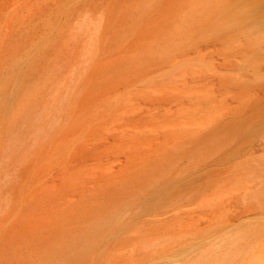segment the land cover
I'll use <instances>...</instances> for the list:
<instances>
[{"label": "rangeland", "instance_id": "374dc122", "mask_svg": "<svg viewBox=\"0 0 264 264\" xmlns=\"http://www.w3.org/2000/svg\"><path fill=\"white\" fill-rule=\"evenodd\" d=\"M260 15L0 0V264H175L180 227L262 221L264 80L237 37Z\"/></svg>", "mask_w": 264, "mask_h": 264}, {"label": "bare ground", "instance_id": "6f19581e", "mask_svg": "<svg viewBox=\"0 0 264 264\" xmlns=\"http://www.w3.org/2000/svg\"><path fill=\"white\" fill-rule=\"evenodd\" d=\"M218 15L217 13L216 16ZM258 17L257 20L249 24L251 28L246 30L247 32H244L243 35L237 36V33L235 35L243 41V47L238 51V55L246 62L247 70L252 73L251 77L264 80V16L260 15ZM220 36L215 39L219 41ZM245 36L249 37L244 38ZM224 55L226 58L225 53ZM221 60L224 61L222 58ZM240 68H237L236 65L233 68L236 71L235 83L241 77H247V73H239ZM251 85L253 86V84ZM259 214L261 217L263 216V220L258 221L249 233H244L240 227L230 222L214 227L211 224L205 225V222H203L198 225L191 224L178 228L173 239V260L175 264H264V212ZM239 215L241 216V213ZM240 216H238V219H240ZM242 217H244V214L241 219H243ZM245 217L248 218L249 216ZM256 219L259 218L256 217Z\"/></svg>", "mask_w": 264, "mask_h": 264}]
</instances>
